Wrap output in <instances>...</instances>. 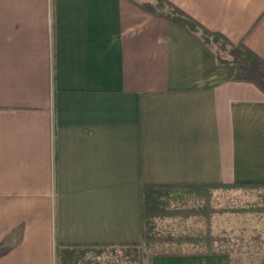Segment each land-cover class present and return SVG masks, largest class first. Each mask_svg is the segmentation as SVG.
Returning <instances> with one entry per match:
<instances>
[{"label": "crops", "instance_id": "crops-1", "mask_svg": "<svg viewBox=\"0 0 264 264\" xmlns=\"http://www.w3.org/2000/svg\"><path fill=\"white\" fill-rule=\"evenodd\" d=\"M167 1L264 61V0ZM241 184H264V94L181 27L0 0V264L141 244L142 185Z\"/></svg>", "mask_w": 264, "mask_h": 264}, {"label": "rangeland", "instance_id": "rangeland-1", "mask_svg": "<svg viewBox=\"0 0 264 264\" xmlns=\"http://www.w3.org/2000/svg\"><path fill=\"white\" fill-rule=\"evenodd\" d=\"M133 1L157 5V0ZM208 40L205 45L217 63L238 65L234 76L247 77L239 65H248L264 78L259 64L250 62L238 45ZM248 185H174L180 188L169 189L161 213L147 219L141 244L75 250L72 264H150L161 254L208 253L220 255L215 264H264V187Z\"/></svg>", "mask_w": 264, "mask_h": 264}, {"label": "trees", "instance_id": "trees-1", "mask_svg": "<svg viewBox=\"0 0 264 264\" xmlns=\"http://www.w3.org/2000/svg\"><path fill=\"white\" fill-rule=\"evenodd\" d=\"M132 1V0H130ZM144 12L154 16L164 18L179 27H181L187 34L196 39L213 57L212 53L206 47L205 44L208 43V39L221 42L224 45H229L234 47V45L223 35L215 32H211L195 19L184 13L180 8L173 5L167 0H157V5L153 6L149 3L137 4ZM163 8L169 9V12H157V10H162ZM200 32V33H199ZM199 33V34H197ZM203 37V38H202ZM246 54V58L250 62L259 64L261 70L264 72V61L255 55L252 51L244 47L243 45H238ZM214 65L216 68H223L230 79H234V70L236 65L224 63H217L216 59L213 57ZM246 69L248 76L241 79V81H246L255 85L264 94V78L262 73L255 72L249 69L248 65L241 66ZM255 67V66H254ZM246 72V71H245ZM248 186L260 188L264 187V184H249ZM170 188H180V186L174 185H142L141 186V208H142V237L145 239V227L147 225L146 221L151 216L159 215L161 212L159 208L165 204L164 199L168 195ZM85 247H58L55 249V257L59 264H72L75 259V250L84 249ZM218 254L208 253V254H195V255H181V254H161L151 257L150 264H215L218 259Z\"/></svg>", "mask_w": 264, "mask_h": 264}]
</instances>
